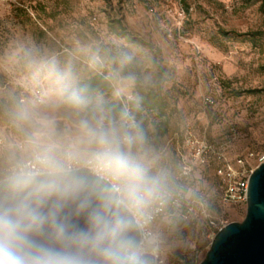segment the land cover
I'll return each instance as SVG.
<instances>
[{
    "label": "rangeland",
    "instance_id": "rangeland-1",
    "mask_svg": "<svg viewBox=\"0 0 264 264\" xmlns=\"http://www.w3.org/2000/svg\"><path fill=\"white\" fill-rule=\"evenodd\" d=\"M114 21L160 50L161 84L150 50L114 35ZM34 59H54L77 83L93 74L111 81L115 71L135 76L119 100L99 94L108 102L158 92L164 112L136 120L174 178L186 132L250 169L264 155V0H0V92L24 90ZM184 191L191 211L165 229L163 264H200L216 235L210 222L246 215L222 204L212 167L195 169Z\"/></svg>",
    "mask_w": 264,
    "mask_h": 264
},
{
    "label": "clouds",
    "instance_id": "clouds-1",
    "mask_svg": "<svg viewBox=\"0 0 264 264\" xmlns=\"http://www.w3.org/2000/svg\"><path fill=\"white\" fill-rule=\"evenodd\" d=\"M25 85L0 92V264H158L179 191L133 111L54 59Z\"/></svg>",
    "mask_w": 264,
    "mask_h": 264
},
{
    "label": "built area",
    "instance_id": "built-area-1",
    "mask_svg": "<svg viewBox=\"0 0 264 264\" xmlns=\"http://www.w3.org/2000/svg\"><path fill=\"white\" fill-rule=\"evenodd\" d=\"M183 147L186 155L182 157L175 178L179 195L177 196V204L172 210V222L185 220L186 215L191 211L184 190L195 169L204 170L212 167L214 175L221 186L222 204L234 208H246L249 177L259 165L264 163V155L258 159L257 167L250 169L246 163V159L239 158L231 163L216 150L212 143L190 132H186L184 135ZM210 226L213 233H217L227 225L210 222ZM163 263L162 254L160 253L158 264Z\"/></svg>",
    "mask_w": 264,
    "mask_h": 264
},
{
    "label": "water",
    "instance_id": "water-1",
    "mask_svg": "<svg viewBox=\"0 0 264 264\" xmlns=\"http://www.w3.org/2000/svg\"><path fill=\"white\" fill-rule=\"evenodd\" d=\"M200 264H264V163L249 177L245 218L216 233Z\"/></svg>",
    "mask_w": 264,
    "mask_h": 264
},
{
    "label": "trees",
    "instance_id": "trees-1",
    "mask_svg": "<svg viewBox=\"0 0 264 264\" xmlns=\"http://www.w3.org/2000/svg\"><path fill=\"white\" fill-rule=\"evenodd\" d=\"M109 29L114 35L123 39L126 43L149 49L153 55V65L157 70L156 76L158 84H161L165 80L163 69L160 65L159 49L154 48L152 45L146 44L140 39H137L129 34L120 21H114L113 24L110 25ZM78 84L86 87L93 94H110L112 92V83L110 79L105 77L103 74L90 75L86 79L78 82ZM109 103L117 106L124 105L121 101H110ZM127 106L133 111L135 118H137L143 111L163 113L167 104L158 92L149 90L147 92H140L137 101L130 103Z\"/></svg>",
    "mask_w": 264,
    "mask_h": 264
}]
</instances>
